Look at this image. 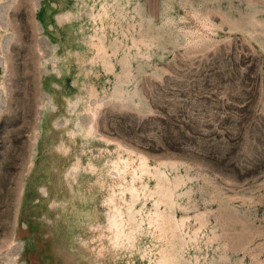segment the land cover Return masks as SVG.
I'll return each instance as SVG.
<instances>
[{
  "label": "rangeland",
  "instance_id": "374dc122",
  "mask_svg": "<svg viewBox=\"0 0 264 264\" xmlns=\"http://www.w3.org/2000/svg\"><path fill=\"white\" fill-rule=\"evenodd\" d=\"M0 264H264V0H0Z\"/></svg>",
  "mask_w": 264,
  "mask_h": 264
}]
</instances>
